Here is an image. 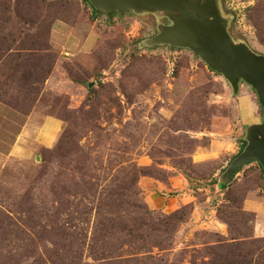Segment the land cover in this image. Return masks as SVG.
Segmentation results:
<instances>
[{"label": "rangeland", "instance_id": "374dc122", "mask_svg": "<svg viewBox=\"0 0 264 264\" xmlns=\"http://www.w3.org/2000/svg\"><path fill=\"white\" fill-rule=\"evenodd\" d=\"M220 6L264 54V0ZM167 23L0 0V264H264L244 206L262 166L219 181L241 148L240 91L190 49L148 45Z\"/></svg>", "mask_w": 264, "mask_h": 264}, {"label": "water", "instance_id": "95a60500", "mask_svg": "<svg viewBox=\"0 0 264 264\" xmlns=\"http://www.w3.org/2000/svg\"><path fill=\"white\" fill-rule=\"evenodd\" d=\"M88 1L97 14L105 12L108 17L129 12L166 16L169 23L159 24L158 32L147 40L148 45L190 49L211 70L222 74L235 94L243 83L249 85L261 106L262 120L247 126L246 146L231 160L219 181L226 185L252 161H258L264 170V54L246 42L235 41L228 29L230 18L224 16L220 0Z\"/></svg>", "mask_w": 264, "mask_h": 264}, {"label": "crops", "instance_id": "0c3cea01", "mask_svg": "<svg viewBox=\"0 0 264 264\" xmlns=\"http://www.w3.org/2000/svg\"><path fill=\"white\" fill-rule=\"evenodd\" d=\"M240 96L242 98L239 102L241 106V116L239 122L240 127L241 122H244V126H242L239 130L241 136L238 142L242 144V140H245L247 126L251 123L260 122L262 120V109L255 92L249 85H241ZM61 126L62 122L58 118L51 116L46 118L42 127L40 128L39 136L37 135V142L44 146L52 145L60 133ZM173 196L174 194H171L169 197L172 198H169L158 195V198L156 199L159 203L163 202V204H165V201L168 200L169 202H174ZM244 206L246 210L254 213V230L256 235L264 237V188L258 187L257 189L249 192L245 199Z\"/></svg>", "mask_w": 264, "mask_h": 264}, {"label": "trees", "instance_id": "16d2710c", "mask_svg": "<svg viewBox=\"0 0 264 264\" xmlns=\"http://www.w3.org/2000/svg\"><path fill=\"white\" fill-rule=\"evenodd\" d=\"M94 11H95V8H94ZM246 144H247V141L246 140H242V144H241V148H240V150H239V152H241L243 149H244V147L246 146ZM236 156V155H235ZM253 162V161H252ZM251 163V162H250ZM261 165V164H260ZM242 168H240L239 169V171L241 170ZM263 169V168H262ZM238 171V172H239ZM263 173H264V170H263ZM263 188H264V185H263Z\"/></svg>", "mask_w": 264, "mask_h": 264}, {"label": "built area", "instance_id": "2783aa9c", "mask_svg": "<svg viewBox=\"0 0 264 264\" xmlns=\"http://www.w3.org/2000/svg\"><path fill=\"white\" fill-rule=\"evenodd\" d=\"M68 54V53H67Z\"/></svg>", "mask_w": 264, "mask_h": 264}]
</instances>
